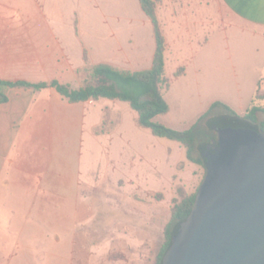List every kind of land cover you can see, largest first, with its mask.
<instances>
[{
	"label": "rangeland",
	"instance_id": "obj_1",
	"mask_svg": "<svg viewBox=\"0 0 264 264\" xmlns=\"http://www.w3.org/2000/svg\"><path fill=\"white\" fill-rule=\"evenodd\" d=\"M50 2L69 8L68 26L31 27L26 0L16 3L21 9L1 13V79L55 78L78 88L95 64L130 71L145 65L136 50L141 42L149 49L151 24L138 0ZM156 3L173 54L165 52L171 84L163 93L170 109L155 121L187 129L214 101L240 115L252 105L264 108V33L226 28L217 0ZM206 13L209 45L203 44ZM177 26L189 35L182 30L184 38L178 37ZM186 36L197 53L185 66L191 53ZM177 71L182 75L174 76ZM8 95L0 104V148L21 139L28 150L21 165L37 174L42 192L37 210L7 201L6 229L0 231L3 264H155L172 207L198 190L204 167L186 157L180 142L140 127L125 102L72 103L53 88H12ZM223 112L216 108L200 124ZM72 177L76 187L70 185L67 195L63 183ZM8 190L10 199L17 198L13 188ZM29 199L22 195L16 202Z\"/></svg>",
	"mask_w": 264,
	"mask_h": 264
},
{
	"label": "water",
	"instance_id": "obj_2",
	"mask_svg": "<svg viewBox=\"0 0 264 264\" xmlns=\"http://www.w3.org/2000/svg\"><path fill=\"white\" fill-rule=\"evenodd\" d=\"M204 176L161 264H264V131L213 121Z\"/></svg>",
	"mask_w": 264,
	"mask_h": 264
},
{
	"label": "trees",
	"instance_id": "obj_3",
	"mask_svg": "<svg viewBox=\"0 0 264 264\" xmlns=\"http://www.w3.org/2000/svg\"><path fill=\"white\" fill-rule=\"evenodd\" d=\"M142 11L149 18L152 24V34L155 42V50L151 66L139 70H125L117 68L108 63H98L91 67L90 78L78 88H72L69 84L61 83L57 79L50 81H29V80H5L0 79V104L9 100L8 90L12 88L31 89L41 91L44 88L52 87L69 102H83L90 99L97 100L106 98L125 102L137 115V124L146 128L156 137H165L180 142L186 151V157L199 165H203L201 148L212 142L213 121L221 120L227 123H246L261 131H264V108L252 105L243 114H237L231 107L214 101L209 108L202 113L197 120L187 129H173L163 123L155 121L159 114H165L170 107L164 97V91L170 87V78L165 72V52L167 43L165 35L157 17L156 0H139ZM181 75L178 71L174 76ZM224 110L221 114H215L209 118L205 126L200 123L208 115L210 116L216 108ZM262 113L259 118L258 113ZM197 153V156H196ZM205 170V169H204ZM197 192V191H196ZM196 192L184 196L172 207L171 218L165 227V240L163 241L155 264H161L162 257L170 245L172 233L186 220L189 215Z\"/></svg>",
	"mask_w": 264,
	"mask_h": 264
},
{
	"label": "crops",
	"instance_id": "obj_4",
	"mask_svg": "<svg viewBox=\"0 0 264 264\" xmlns=\"http://www.w3.org/2000/svg\"><path fill=\"white\" fill-rule=\"evenodd\" d=\"M18 1L19 0H0V15L1 13L2 15L3 13L5 14V11L7 9L9 10L21 9V7L18 4H16L18 3ZM26 1H28L29 3V14L27 16L29 19L28 24L31 27L53 28L54 25L60 23L68 26L69 16H70L68 7L65 9L63 6H61L58 3H54V2L51 3L50 0H26ZM217 1L222 6L223 9L222 23L226 28L236 29L241 32H248L253 35H257V34L261 35L262 33H264V0H217ZM8 3L14 6L11 7L8 5ZM203 19L205 25V27L203 28H204V33L206 35L203 44L209 45V13H206L203 16ZM177 27L179 29V32L177 33L178 37H181L183 39L184 37L182 34V30H186V29L182 28V26H177ZM185 32L188 36L189 35L188 31L186 30ZM187 36L185 39L187 40L188 44L191 46L188 47L191 49V53L186 59H184L185 66L195 58L197 53V49L195 48L194 50V48H192L190 40L188 39ZM166 43H167L166 51L168 52L169 55L173 54V49L171 48V46L168 44L167 41ZM149 44H150L149 49H146V44L144 45L142 42H141L142 47L141 46L139 48L137 47L136 54L142 60V62L143 61L145 62V65L135 70L144 69L151 66L152 58L155 50V42L152 34V24H151V40ZM202 45L199 44L200 47ZM165 66H166V57H165ZM48 88H52V87H47L42 90ZM208 108H209V104L207 105L206 109ZM204 111H202V113ZM67 150L69 149L67 148ZM27 152L28 150L25 148L24 145H22L21 139H19L18 137L10 142L6 141L5 148H0V231L2 230L4 231L6 229V226L4 227L3 225L7 224V222H4V220L7 221V216H5L2 213L4 211H7L5 207L8 205L7 203L8 200H10L11 202L13 201V203L17 206L20 205V208L25 210L33 211L38 209L36 196L39 194V192L40 193L42 192L41 191L42 186L39 184V178L37 174H32L30 172L24 171L23 169L24 166L21 165L24 160L23 157L26 156ZM67 167L68 169L70 168V161L68 160H67ZM42 180L44 179L42 178ZM44 184L47 183L44 182ZM63 185H64L63 189H65L64 193L69 195L71 191L70 185H72V187L76 185L75 177H72L71 180L67 179L66 184L63 183ZM8 188H13L15 194H17V198H19L22 195L23 196L29 195L30 199L25 202L17 203L16 202L17 198L14 197L13 199L9 198L10 192ZM46 193L48 192L46 191ZM10 222L11 221L9 220V223ZM1 254L2 255L0 257V264H3L5 262L6 257L5 258L3 257L5 254L4 252Z\"/></svg>",
	"mask_w": 264,
	"mask_h": 264
},
{
	"label": "flooded vegetation",
	"instance_id": "obj_5",
	"mask_svg": "<svg viewBox=\"0 0 264 264\" xmlns=\"http://www.w3.org/2000/svg\"><path fill=\"white\" fill-rule=\"evenodd\" d=\"M212 132L213 134H208V136H212L213 135V138L212 139H215L216 138V132L214 129H212Z\"/></svg>",
	"mask_w": 264,
	"mask_h": 264
}]
</instances>
